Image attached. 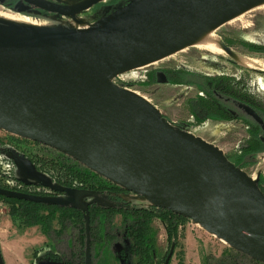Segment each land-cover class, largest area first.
<instances>
[{
	"label": "water",
	"instance_id": "water-1",
	"mask_svg": "<svg viewBox=\"0 0 264 264\" xmlns=\"http://www.w3.org/2000/svg\"><path fill=\"white\" fill-rule=\"evenodd\" d=\"M24 1L61 17L75 13L67 0ZM101 1L91 0L77 13ZM253 1L131 0L85 29L32 30L0 21V129L66 154L264 263L259 180L217 146L172 124L143 95L111 82ZM0 196L68 203L1 186ZM85 264H93L89 213Z\"/></svg>",
	"mask_w": 264,
	"mask_h": 264
},
{
	"label": "rangeland",
	"instance_id": "rangeland-1",
	"mask_svg": "<svg viewBox=\"0 0 264 264\" xmlns=\"http://www.w3.org/2000/svg\"><path fill=\"white\" fill-rule=\"evenodd\" d=\"M126 3L123 0L118 2L104 0L78 15L86 24H94L124 7ZM0 6L5 7L3 4ZM2 7L0 11H9ZM18 14L30 16L26 13ZM68 18L72 16L51 19L59 22ZM58 26L62 25L59 23ZM218 34L228 48L264 62V9L249 12L241 21L221 28ZM180 69L192 70L212 78L220 77L218 87H225L226 94H234L236 97L238 95L263 107L264 71L245 68L226 54L225 56L213 54L192 47L187 51L175 52L169 61L152 62L123 73L117 78L119 85L126 84V87L146 97L172 124L217 146L228 158L238 155L237 148L247 137L245 129L240 128L236 121L221 120L218 102L215 114L219 117H209L205 121H198L191 109L190 101L202 96L206 99L205 104H212L210 102L212 99L205 97V94L200 93L194 86L166 82L168 79L164 71L172 73ZM152 72H155L156 78L150 74ZM246 112L247 116L251 115L247 109ZM58 152L48 146L0 129V186L14 191H18L14 188L29 186V190L38 191L37 194L34 193L36 195L73 203L83 208H88L89 203H95L104 208L150 206L149 201L142 196L123 191V189L110 190L117 186L100 175L88 178L86 182L89 187L93 186L90 184H94L107 189H82L66 187L58 183L49 172L40 167L45 162L50 163L52 159L57 158ZM244 164V167H238L251 177L263 166L261 172H257L256 179L264 180V151L258 153L254 164ZM104 221L102 213L96 219L95 226L96 230L100 226L98 227L100 235L96 236L94 245L96 243L99 245L101 242L108 244L114 248L115 254L118 252L122 264H137L139 257L131 249L134 240L130 232L125 230L123 213H115L112 226L108 229L104 227ZM54 224L55 228H60L57 221ZM36 226L40 228L39 225L16 227L9 215V204L0 198V252L3 264H62L48 257L47 251L51 249L62 255L69 254L70 246L73 244L72 236L77 234L78 230L69 226L60 239L54 237L53 242L47 237V241L42 243L39 233L33 229ZM150 227L156 250L155 264L181 262L182 264H232L236 258L232 247L191 219L179 220L178 232L172 237L167 221L162 217H154ZM172 251L173 254L169 258ZM238 261L244 262V259L238 258Z\"/></svg>",
	"mask_w": 264,
	"mask_h": 264
},
{
	"label": "trees",
	"instance_id": "trees-1",
	"mask_svg": "<svg viewBox=\"0 0 264 264\" xmlns=\"http://www.w3.org/2000/svg\"><path fill=\"white\" fill-rule=\"evenodd\" d=\"M119 0H109V2H118ZM128 4L131 0H123ZM174 71V70H173ZM165 76L168 80L166 82H175L181 85L194 86L200 93H204L205 97L210 98L211 103L205 104L206 99L202 96L193 98L191 103V109L197 116L198 121H205L206 119L219 117L216 112V104L218 102L217 91L218 85L220 84L219 78H212L210 76L194 72L192 70H176V72L170 73L164 71ZM156 78L155 72L150 73ZM155 81H158L155 79ZM128 84V83H127ZM126 87V84L120 85ZM202 95V94H201ZM215 104V105H214ZM182 128V127H181ZM256 140H259L258 138ZM260 151L264 149H256L250 157H246L244 153L241 160L247 164H254L256 157ZM58 157L52 159L50 163L45 162L40 167L45 171L49 172L53 179L58 183L66 187H79V188H96V189H107L99 187L94 184L89 187L86 180L94 176H98L95 172L91 171L78 161L72 159L64 153L58 152ZM244 163L238 166L244 167ZM29 186H21L14 188L18 191L34 194L38 193L29 190ZM109 189V188H108ZM112 189H121L120 187H113ZM122 190V189H121ZM124 191V190H123ZM35 194V195H36ZM41 194V193H39ZM0 198L9 204V215L18 228L29 227L33 225H39L42 232L50 239L55 241L54 237L61 238L67 228L71 226L78 230L77 234L72 236V245L70 246V253L62 255L61 253L48 249L47 256L54 259L62 264H85V248H86V214L90 215L91 222V235H92V253L94 249V243L96 236L100 235V232L96 230V219L103 213L104 214V227L112 226L114 215L116 212L123 213V223L125 230L130 232V236L134 240L131 249L135 255L139 257L137 264H155L156 250L151 237L150 223L154 217H162L167 221L168 229L171 237L178 232V221L185 220L182 216H179L167 209L158 208L150 205L149 207H100L95 203H89L88 208L79 207L73 203L65 204H46L35 202L32 200H24L17 198H10L0 196ZM55 221L59 224L60 228H55ZM109 233V232H106ZM108 235V234H107ZM58 239V240H59ZM236 253V258L232 264H264L251 257L233 249ZM117 258L120 259L118 252L116 253ZM238 258L244 259V262L238 261ZM93 254V264H94ZM248 260V262H246ZM179 264H182L179 263Z\"/></svg>",
	"mask_w": 264,
	"mask_h": 264
},
{
	"label": "bare ground",
	"instance_id": "bare-ground-1",
	"mask_svg": "<svg viewBox=\"0 0 264 264\" xmlns=\"http://www.w3.org/2000/svg\"><path fill=\"white\" fill-rule=\"evenodd\" d=\"M91 0H77V1H67L68 5L75 10L74 16L72 18H68L65 21H56L51 18L43 17L37 15L34 16H21L17 13H25V12H10V11H0V20L11 23L14 25H18L27 29L32 30H57V29H85L89 28L93 24H86L82 17L78 15V11L86 6ZM104 1V0H102ZM264 9V0H254L253 2L243 6L236 12L229 15L227 18L223 19L222 21L206 28L199 34L192 37L189 41L185 44L178 47L173 52L169 53L168 55L154 61L155 63H163L166 61L171 60L175 52L178 51H187L188 49L194 47L198 48L203 51H207L213 54H220V55H228L232 58L236 63L239 65L251 69V70H261L264 71V62L258 58L250 57L239 52H236L232 49H229L222 41L221 37L219 36L218 32L221 28L226 26L227 24H233L237 21H241L242 18L248 14L249 12ZM82 13V12H81ZM36 15V14H35ZM75 17H78L77 19ZM59 23L62 26H58ZM263 169L261 166L257 172ZM257 172L254 174L253 178L256 179ZM261 172V171H260ZM259 175V173H258ZM225 242V241H224Z\"/></svg>",
	"mask_w": 264,
	"mask_h": 264
},
{
	"label": "flooded vegetation",
	"instance_id": "flooded-vegetation-1",
	"mask_svg": "<svg viewBox=\"0 0 264 264\" xmlns=\"http://www.w3.org/2000/svg\"><path fill=\"white\" fill-rule=\"evenodd\" d=\"M0 4L5 5L2 7L11 12H15L12 10H19L20 7H24L26 9V14L30 16H37L31 13H38L49 18H59L61 16L45 12L35 6H29L24 0H0ZM28 7V8H27ZM12 9V10H10ZM18 14V13H17ZM220 36V35H219ZM238 64V63H237ZM219 92H217L218 97V105L220 107L221 120L223 121H236L240 128H244L247 133V137L243 140V144L237 148L238 155H234L233 157H229L232 162H234L237 166L241 163H244L241 160V156L244 153H247V157H250L256 149H264V107L260 104H257L248 99L233 96L232 94H226L225 87H218ZM246 106L254 109L257 114L260 116L262 122L257 121L251 115L247 116ZM231 117V119H230ZM259 140H256V139ZM263 152L260 151L259 154ZM254 177V174L252 176ZM259 185L261 186L264 192V180L262 178H258Z\"/></svg>",
	"mask_w": 264,
	"mask_h": 264
},
{
	"label": "crops",
	"instance_id": "crops-1",
	"mask_svg": "<svg viewBox=\"0 0 264 264\" xmlns=\"http://www.w3.org/2000/svg\"><path fill=\"white\" fill-rule=\"evenodd\" d=\"M34 231H37L40 235L42 243L47 241V236L42 232L41 227H34ZM97 244V243H96ZM94 245V264H122L120 259L117 258L114 248L108 244L100 243Z\"/></svg>",
	"mask_w": 264,
	"mask_h": 264
},
{
	"label": "built area",
	"instance_id": "built-area-1",
	"mask_svg": "<svg viewBox=\"0 0 264 264\" xmlns=\"http://www.w3.org/2000/svg\"><path fill=\"white\" fill-rule=\"evenodd\" d=\"M118 77H119V76H117L116 78L112 79L111 82L118 84V83H117V78H118Z\"/></svg>",
	"mask_w": 264,
	"mask_h": 264
}]
</instances>
